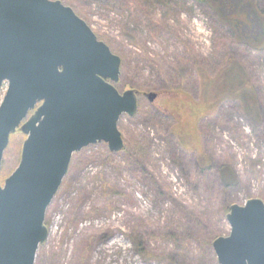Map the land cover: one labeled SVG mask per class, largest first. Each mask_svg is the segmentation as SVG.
<instances>
[{
  "label": "rangeland",
  "instance_id": "374dc122",
  "mask_svg": "<svg viewBox=\"0 0 264 264\" xmlns=\"http://www.w3.org/2000/svg\"><path fill=\"white\" fill-rule=\"evenodd\" d=\"M51 1L73 9L121 57L116 88L137 91L139 109L119 122L123 152L101 143L73 156L35 264L218 263L213 242L230 235L231 206L264 200V121L251 124L228 99L221 72L242 62L264 108L263 32L257 23L244 27L260 41L243 45L197 0ZM159 67L174 69L161 91L149 87ZM26 138L20 130L11 136L2 182L20 164Z\"/></svg>",
  "mask_w": 264,
  "mask_h": 264
},
{
  "label": "water",
  "instance_id": "95a60500",
  "mask_svg": "<svg viewBox=\"0 0 264 264\" xmlns=\"http://www.w3.org/2000/svg\"><path fill=\"white\" fill-rule=\"evenodd\" d=\"M122 59L59 1L0 0V264H35L49 238L46 213L73 156L104 143L125 149L119 122L134 118L139 93H120ZM154 103L158 95L147 96ZM33 115L30 116V114ZM20 130L21 161L2 182L10 138ZM218 264H264V200L232 205Z\"/></svg>",
  "mask_w": 264,
  "mask_h": 264
},
{
  "label": "trees",
  "instance_id": "16d2710c",
  "mask_svg": "<svg viewBox=\"0 0 264 264\" xmlns=\"http://www.w3.org/2000/svg\"><path fill=\"white\" fill-rule=\"evenodd\" d=\"M197 1L207 3L214 14H216V16L225 24V26H227L230 30L237 34L238 37H236V40H238V42L243 43V45L247 46H254L253 44L257 46L260 39H258V37H256L255 39H249L248 37L243 35L241 30H243L244 27H255V23H257L256 26L259 27L264 34V13H262L259 8L260 0ZM246 10H249V13H247ZM253 17L255 21L253 20ZM132 54L134 56L135 53ZM145 56L148 59L146 60L149 63L154 66L158 65V61L149 59L147 53H145ZM232 61L233 60L229 61L231 65L228 64L227 67H225L221 72V75L223 74L226 80V84H223V86H230L232 90L230 93L231 96H229L228 99L236 101L241 105L244 117H246L251 122V124L259 125L264 121V108L259 103L254 86L251 85L248 80L245 65L242 64V62L239 63L236 61H234L235 63H231ZM172 72H174L173 68L159 67L157 75H152L153 77H150L149 87L152 90L157 91L165 89L168 81L172 80L171 77H173L171 75H168L167 73ZM213 82L214 81H211V84ZM162 114L163 113H161L160 110L156 111V116L159 120L164 117ZM167 119H169V116L167 117ZM204 162L205 161H203V163Z\"/></svg>",
  "mask_w": 264,
  "mask_h": 264
}]
</instances>
